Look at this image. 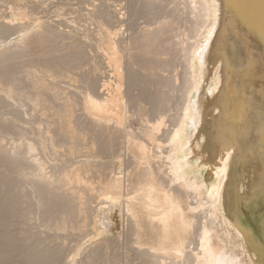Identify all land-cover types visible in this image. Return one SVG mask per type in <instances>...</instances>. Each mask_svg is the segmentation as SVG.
<instances>
[{
  "label": "rangeland",
  "instance_id": "obj_1",
  "mask_svg": "<svg viewBox=\"0 0 264 264\" xmlns=\"http://www.w3.org/2000/svg\"><path fill=\"white\" fill-rule=\"evenodd\" d=\"M172 1L173 0H0V264H192L193 262L196 264L195 255L201 252L200 237L203 234L204 227H207L206 229L208 230L209 237L212 238V242H223L224 244L222 243V245H224L225 248H230L228 249L229 251L236 247L231 251L233 257L241 261V264H252L250 260L248 262V252L246 246L244 247L245 244L243 240L238 235L239 238L236 237L235 239L236 232H233L234 229L227 224L226 221L223 220L221 222L222 218H220V215H207L211 208L209 206L210 204L208 205L204 197V192H200L192 187V183L195 179L193 173L191 174L192 171L188 173L191 177H186L187 180L180 175L179 171H176L179 166L185 165V163L180 164L179 162L181 161H178L180 158L177 157V154H175L176 156L174 155L175 142L172 141L179 137L176 134L180 135L179 127L183 123L186 115L185 112L188 105L187 99L190 95L189 92L186 91L189 90V86L187 88L186 85V79L187 82L190 80V71L192 72L189 66V61L191 64V60L188 58L190 55L187 56V54H189L190 48L192 49V46L200 40L199 34L201 32V27L199 26L201 21L199 18L195 17H198L199 14L197 13L198 9H196L198 8L197 5L190 0H180V2H176V0ZM170 3L174 5L175 3H179L175 6L178 8L177 5H179L182 11L188 9L186 10L187 13L182 12L181 14V11L180 13L177 12L179 9H176V7L174 9L173 7H168L171 5ZM173 4L171 6H174ZM184 6L185 8H189L185 9ZM188 11H191V13L189 12L191 16ZM194 13L196 14L193 16L192 14ZM180 17H183L184 20H181ZM185 19L188 20L187 22L189 24L185 23ZM183 21L185 24H183ZM8 22L9 26L7 25ZM159 28L163 30V34L160 32V35H164L165 32L168 36L164 35L162 38V36L159 35ZM155 29H158V32H156ZM193 29L195 31L197 29V31L195 32ZM149 30H152L156 34H153V32ZM145 31H149L148 33H152V35H159H157L159 37L158 46L161 48V45L165 44L164 46L162 45V47L165 49L166 54L162 48L161 50L163 52L156 51L157 56L153 53L149 54L145 49L140 48L139 45L142 46L144 44L143 37L146 36L144 33ZM170 33L171 36L169 35ZM141 35L144 36L142 37ZM18 37L21 38L18 39ZM160 37L163 41L160 40ZM164 37H168V39H164ZM170 37L171 39H169ZM131 38H135L138 42ZM137 38H142V41L137 40ZM168 40L172 41L166 44ZM33 41H36L35 43L37 44L35 45ZM18 42L19 44L21 43L20 46L22 48L18 45ZM23 42L26 44H22ZM142 42L143 44H141ZM16 43L17 46L15 45ZM29 43L34 45L32 46ZM134 43L139 44L137 48L139 47L138 49L140 50H136ZM233 43H237L235 39ZM27 44H29L31 49L26 50V47L29 48ZM81 44H83V46ZM169 45L172 47H169ZM24 46L25 48H23ZM167 47L171 48L170 52ZM185 48L188 52L185 51ZM23 49L26 51L24 50V52ZM19 50L21 51L18 54ZM141 50H145L144 56L140 54V58L143 57V60L139 57H136L137 59L133 58L134 56H139L138 54L140 53L135 51ZM16 51L17 55L14 54ZM167 51L169 52L168 54ZM141 53L143 54L144 52ZM158 53L160 54L158 55ZM147 55H154V57H150L152 60L159 56L154 60V64L156 62V65H158L153 66L154 70L157 67H159V70L161 67L160 70H163L161 75H159L160 70L157 75L158 72L154 71L153 67H150L152 63L148 65L150 62V60H148L150 59L149 57L147 58L148 62L145 61L146 58L144 57H147ZM7 57L9 60H7ZM3 58H5V60ZM130 59H133L136 63ZM158 59H161L160 61L164 64L158 62ZM46 60L48 62H46ZM140 60V63L147 64L138 65V61ZM129 62L133 64L131 68L135 71V64L137 70L139 66L140 68L143 66L145 70L141 68L139 71H142L141 73L145 71V75L138 71L140 73L139 75V73L129 69L131 65ZM5 64L8 67H5ZM147 67L152 68V72L150 68H148L151 73H149V71L147 72ZM131 70L132 72H130ZM154 72L156 74L153 76L155 77L153 78L155 82L151 80L152 78L150 76V74L154 75ZM147 73H149L148 76L146 75ZM137 75L140 77L144 75L148 78L144 81V86L142 85V90H149L146 92L148 94L145 93V90H143L144 92H139L142 87L139 85L142 79L140 80V77ZM127 76H134V78L130 77V80L133 78L132 81L134 79H138L139 81L137 80V83L135 80L132 82ZM158 76L159 78L161 76L160 80L162 81L157 80ZM149 77L152 82L148 81ZM89 81H93V84H90ZM129 81L131 85H133V83L136 84V86L139 85V90L138 88L135 89V85L129 87ZM160 82L165 83H163L164 87L162 86L163 89L161 90L160 88L162 87L160 86L163 84H160ZM97 84H99V88ZM149 84L153 86L152 90H150L151 86H149ZM156 84L158 86L160 85L159 88H157L158 86ZM83 85L86 87L83 89L84 91L81 89L84 87ZM91 85L95 87L93 88ZM132 87L135 90H129V88ZM80 90L82 94L85 92L86 95L83 94L84 96H81ZM93 90L96 91L95 94ZM155 90L158 92L161 91V95ZM86 91L90 97H95L94 99L100 98V100L103 98L101 100L102 102H108L105 104L107 108H111L110 110L112 111V113H109L110 111L108 112L109 118L106 119L108 122H99L88 114L84 104L87 100L85 96H89ZM130 91L136 93L134 95V93L131 92L134 97ZM153 91L155 96L151 94ZM75 92H78V94H75ZM162 92L164 95L166 93V95L170 97L169 99L165 95L166 99H169L166 100V102L165 100L162 101L165 99L164 95L162 97ZM71 94L72 96H70ZM79 94L81 100L77 98ZM100 94H102V96ZM156 94L159 98H157V100H160L159 102L155 100ZM92 95H94V97ZM68 97L69 99L71 98L70 101H72L73 104L68 102ZM135 97L139 98V100ZM72 98L75 100H72ZM134 99L135 102L133 101ZM149 101H154L153 103L157 101V105L159 106L160 103V107H163V110L152 104L155 106L156 110L153 109L154 112L151 111L150 109H152L153 106L149 105L152 103ZM250 101L253 102L254 107L257 106L254 97L251 98ZM74 102H76L77 105H75ZM130 102L135 103L134 105L136 107L133 106L134 109L131 107L133 103ZM162 102L167 103V105H165V103L162 105ZM138 103L139 106H137ZM75 106L81 108V111ZM164 107H167L166 110H164ZM69 109L71 111H69ZM75 109L77 110L75 111ZM72 110L74 111L72 112ZM142 111L144 112L142 113ZM150 111L151 113L153 112L154 115L157 114V116L150 114ZM156 111L158 113H156ZM163 111L164 113H161ZM83 112L85 116L82 114ZM138 113H140V115H138ZM148 113L151 115V123L147 121L148 119L150 120V118H148ZM160 114L163 115L160 116ZM81 115L84 116L83 119ZM152 116H154V118ZM110 117H112V119ZM134 117H137V120L139 118L140 122L137 120H135L137 122L132 121ZM141 119L145 121L142 122ZM126 120H129V123ZM109 121L110 123L113 121L111 123L112 126L115 124L114 129L111 126V129L109 128V125H111ZM106 123L109 125H105ZM143 123V128H141L142 125L140 126V124ZM84 124L87 125L83 126ZM76 125H78L77 128H75ZM81 126L84 127L82 130H80ZM118 126L120 128L122 127V130H120ZM157 126L158 129H156ZM102 127L104 128L103 130ZM115 129L116 132H114ZM123 130H128V133L123 132ZM85 132H87V135ZM95 132L99 133V135ZM145 132H147L146 134H148V136H151V140L145 138ZM112 133L115 139H112ZM118 133L121 134V137L117 135ZM105 134H108L111 138L105 136ZM140 134L141 137L143 136L142 138L139 137ZM94 137L96 138L94 139ZM104 137L109 139L106 140ZM130 139L134 140L133 144L135 146L145 145L146 148H148L145 156L147 158L143 161V165H141L143 168L141 169L147 170V172L152 173V175L154 173L153 176L151 175V178L154 177L153 180L150 181L151 184L156 185V190L159 193H163L173 203L179 205L182 210L184 209V213L187 214L189 212L187 215L192 220V224H194V226H192L194 228L191 226L190 231L185 237L186 242L183 250L185 257H180L176 254L173 255L174 253L167 255L154 252L144 244L139 243L137 239L139 237L135 232L136 228L134 226L135 221L138 219L136 217L137 214L135 213V219L134 214H131L128 208L130 201H136L135 198L138 194L133 186L136 159L134 158V154H132V147H129ZM99 141L100 143H98ZM107 141H110V143L114 141V144H110L112 145V151ZM101 142H105L104 146H102L103 144ZM100 144L104 147L106 153H104L105 151L103 148L99 150ZM106 145L107 147H105ZM30 148H32L30 150L31 152L29 151ZM170 150L172 151L170 152ZM258 162L257 159L253 161V163ZM187 163L188 162H186V164ZM9 165L11 166L9 167ZM175 165L178 166L176 167ZM236 169L238 174H240V165H237ZM75 170L77 173H75ZM130 172L132 176H130ZM126 175L130 178H127ZM115 177L119 179L120 187L122 186L121 189L123 188V195L117 202L105 199L99 195L102 188ZM44 189L48 191H41ZM167 189L171 190L168 191ZM47 192L52 197L47 195ZM126 192H128L127 195ZM44 193H47V197L45 198L43 197V195L45 196ZM125 195L126 197H124ZM91 196H93L92 198L94 199H92ZM53 197L55 199L57 198L56 201L58 202H56ZM46 198H48L49 201L48 199L46 200ZM44 200L48 202L46 203ZM46 204L48 205L47 208ZM52 204L57 205L54 206ZM61 204L65 206L63 207ZM56 207L59 208L56 210ZM49 208L52 209V212L51 209L48 210ZM47 210L50 211V213H48ZM194 219L195 221H193ZM229 232L232 233V236H234V234L235 236L229 237V235H231ZM144 233L146 234V232ZM135 236H137V238ZM237 239L238 241H236ZM231 246L233 249H231ZM244 248L246 250H244ZM198 249L200 251H198ZM189 252L191 253L188 254ZM192 259L194 261H192Z\"/></svg>",
  "mask_w": 264,
  "mask_h": 264
},
{
  "label": "bare ground",
  "instance_id": "obj_2",
  "mask_svg": "<svg viewBox=\"0 0 264 264\" xmlns=\"http://www.w3.org/2000/svg\"><path fill=\"white\" fill-rule=\"evenodd\" d=\"M190 1L192 3H194L195 5H197V7H198L196 9H198L197 13H199V14H198V17L197 16H195V17L199 18L201 21V24L199 26V27H201L200 28L201 32L199 34V36H200L199 42L196 43L194 46H192V49L190 48L189 52L185 48V51H187L189 53V54H187V52H186L187 56L190 55V57H188V58H190V60H191V64L189 61V66H190V69L192 70V72L190 71L191 74H190V76L188 75L190 77L189 78L190 80H188V82H187V79H186V85H187V88L189 86V88H188L189 90H186V89L185 90L187 92H189L190 95L189 96L187 95L188 96V99H187L188 105L186 104L187 110L185 112L186 113L185 119H184L183 123L181 124V126L179 127L180 128V130H179L180 135L176 134L179 137L176 140L174 139V141H172V142H175V144H174L175 149L172 148L175 150L174 155L175 154L178 155L177 157L180 158V159H178V161H181V162H179L180 164L185 163V165L183 164V165L179 166L176 171L177 172L179 171L180 175L182 177H184L185 179H186V177L189 176L188 173L190 171H192L191 174L193 173V175L195 177V179L192 183V187L194 189L200 191V192H204L205 193L204 197L206 198L208 205L210 204L209 206L211 208H210V211L208 210L209 212L207 215L208 216H211V215L213 216L215 214H218V216L220 215V218H222L221 222L223 220L226 221V223L229 224L234 229L233 232H236V236L234 234L235 239H236V237L237 238L240 237L245 244V245L243 244L244 247L246 246V249L248 252V257H249L248 262L250 260L252 264H264V0H190ZM176 2H180V0H178V1L176 0ZM187 3H185V4H187ZM170 4L172 5L173 3H170ZM176 4H179V3H175V5ZM171 5H169L168 7H173V9L176 7L174 4H173L174 6H171ZM177 6H178V8L176 7V9H179V11L177 10V12L180 13V11H181V14H182V12H186V10H188L186 8H189V7L185 8V6H186L185 5L184 8L186 10L182 11V10H180L181 8H179L180 6L179 5H177ZM168 7H167V9H168ZM97 11H98V9H97ZM191 11H188V13L189 12L191 13ZM97 13H99V12H97ZM97 13H96V15H97ZM179 13H178V17H179ZM195 14L196 13H194L192 15L194 16ZM190 16H191V14H190ZM196 18H193V19H196ZM180 19L184 20L183 17H180ZM185 20H186L185 23L187 24L188 20L187 19H185ZM195 21H198V20H195ZM181 23H182V21H181ZM185 23L183 21V24H185ZM190 24H191V22H190ZM7 25L9 26V22ZM145 28H146V26H145ZM1 29H2V27H1ZM163 29H164V27H163ZM194 29H195V27H194ZM194 29H193V31H195ZM197 29H196V31H197ZM157 30L155 29L156 32L159 31V35H160V32L163 34L162 28H159L158 31ZM160 30H162V31H160ZM149 31L153 32L152 30H149ZM149 31L144 32L146 35L145 37H143L144 35H141L144 38V44L145 45L143 44V42L141 43L144 45V47H143V45L141 46L139 44L134 43L135 46L134 45L133 46L136 47V50L139 48V47L137 48V45H139L141 49H145L149 54L153 53L155 55L156 51L163 52L161 50V48L165 52V49L162 47L163 44L161 45V48L158 46V44H159L158 43V40H159L158 36L159 35L158 34H157L158 36L152 35L151 32H150L151 34H149L148 33ZM191 31H192V29H191ZM139 33H141V32H139ZM153 34H156V33L153 32ZM164 35L168 36L167 34H165V32H164ZM164 35H160V36H162V38H163ZM169 35L171 36V33ZM37 36H39V35H37ZM40 36H42V35H40ZM35 37H36V35H35ZM20 38L18 37V39H20ZM36 38H35V40H36ZM138 38H137V40L142 41V38L141 39H138ZM166 38L168 39V37H166ZM166 38L164 37V39H166ZM41 39H40V41H41ZM169 39H171V37ZM192 39H193V35H192ZM234 39L237 42L236 44L233 43ZM132 40L136 41L135 38ZM160 40H162L161 37H160ZM22 41H23V39H22ZM169 41L171 43L172 40H168V43H166V44H169ZM16 42H17V40H16ZM35 42H34V44L36 45L37 43H35ZM136 42H138V41H136ZM20 44L18 42L19 46H20ZM22 44H26V43L23 42ZM29 44H27V46L29 48L26 47V50L31 49ZM174 44H173V46H174ZM15 45L17 46V43ZM30 45H32V44H30ZM38 45H39V43H38ZM81 45L83 46V44H81ZM87 46H89V45H87ZM166 46H168V45H166ZM170 46L171 45H169V47ZM89 47H91V46H89ZM158 47L160 48V51H159ZM169 47H167V49ZM23 48H25V46ZM170 49L171 48H169V52H170ZM24 50L25 49H23V51ZM138 50H140V49H138ZM145 50L135 51V52H140V53L139 54L137 53L139 56H134L133 58H136V57L140 58L141 55L144 56ZM20 51L21 50H19L18 54L20 53ZM131 52H133V51H131ZM141 52H144V53L142 54ZM147 52H146V54H147ZM169 52L167 51V54ZM16 53H17V51L14 54L17 55ZM159 54L160 53H158V55ZM165 54H166V52H165ZM148 55H147V57L146 56L144 57V58H146V60H145L146 62H148L147 61L148 57L149 58L154 57V55H152V56H148ZM155 56H157V54ZM163 56H165V55H163ZM160 57H162V56H160ZM155 58H154V60H155ZM3 59L5 60V58H3ZM111 59H110V62H111ZM140 59L143 60V57H141ZM161 59H163V58H161ZM7 60H9L8 57H7ZM49 60H51V59H49ZM130 60L133 61V59H130ZM148 60H150L148 65H150V63H152L150 67H153V70H154V66H157L158 64L156 65V62L154 64V60H152L151 58ZM160 60L158 62H161ZM163 61H165V60L163 59ZM46 62H48V61L46 60ZM140 62H141V60L138 61V63H139L138 65H144L145 64V63L143 64ZM5 63H7V62H5ZM8 63H9V61H8ZM129 63L131 64V62H129ZM134 63H136V62H134ZM161 63L164 64L163 62H161ZM10 65H11V62H10ZM10 65H9V68L11 69ZM132 65L133 64L130 65L129 69H132L131 68ZM93 66H95V65H93ZM117 66H115V67H117ZM5 67H8V66H6V64H5ZM134 67H136V71L134 69H132V70H134L136 73H139L140 72L139 70H141V68H143L145 70V68L143 66L141 68L139 66L140 69L138 68V70H137L136 64L134 65ZM150 67H147V69ZM2 68H3V65H2ZM9 68H7V69H9ZM158 68L159 67H157L154 70V71L158 72L157 75L159 74V70L161 69V67L159 70H158ZM151 69L152 68H150V70ZM119 70H121V69H119ZM132 70L130 72H132ZM148 71H149V69L147 70V72ZM162 71L163 70H160L159 75H161ZM151 72H152V70H151ZM151 72L149 71V73H151ZM94 73H96V72H94ZM140 73H139V75H140ZM143 73L145 75L146 72L143 71ZM143 73H141V74H143ZM149 73H147L146 75L148 76ZM89 74H88V76H89ZM91 74H92V72H91ZM153 74L154 75L150 74V76L152 78L151 80L152 81L154 80V82H155V79H153L155 77H153V76H155L156 74H155V72ZM188 74H189V72H188ZM128 75H129V73H128ZM131 75H132V73H131ZM139 75H137V76L140 77ZM144 75H141V77ZM85 76H86V74H85ZM99 76H100V74H99ZM128 77L129 76H127V78ZM130 77L134 78V76H130ZM130 77L128 78L129 80H130ZM141 77L139 78L140 80L142 79L140 81V84H139L140 87L142 85L144 86V83H145L144 81H146L148 79V78H146V76L143 77L145 79H143ZM133 78H131L130 81H132ZM160 78H161V76H160ZM160 78L158 76L157 80L162 81V80H160ZM92 79H93V77H92ZM67 80H69V79H67ZM134 80L137 83L138 79H134ZM134 80L132 82H134ZM151 80L149 77L148 81H151ZM80 82H81V80H80ZM83 82H84V80H83ZM89 82H90V84L91 83L93 84V81L92 82L89 81ZM129 82H127V83H129ZM141 82H142V84H141ZM164 82H162V83L160 82V84H163ZM187 83H189V84H187ZM84 84H85V82H84ZM90 84H89V86H90ZM99 84H97V87ZM129 84H130L129 87L135 85L134 86V87H136L135 89L138 88V90H139V88H140L139 85H137L138 86L137 87L136 84H134V83H133V85H131V82ZM151 84H154V83H151ZM164 84L161 86L159 85V86L164 87ZM83 86L84 87L81 88L82 90L84 88H86L85 85H83ZM91 86H93V88L95 87L94 85H91ZM143 86L141 87V90H139V92H142L143 90H145V89L142 90ZM145 86H147V85H145ZM149 86H151V85L149 84ZM159 86L157 88H159ZM152 87L153 86H151L150 90H152ZM163 87L160 88V90L163 89ZM66 88H68V87H66ZM147 88H149V87H147ZM155 88H156V86H155ZM71 89H73V88H71ZM130 89L132 90L134 88L132 87V88H129V90ZM90 90H91V87H90ZM95 90H96V88H95ZM87 91H86V93H87ZM147 91H149V90L146 89L145 93ZM162 91H164V90H162ZM78 92H75V94L76 93L78 94ZM81 92L82 91L80 90V93ZM90 92H92V91H90ZM95 92L96 91H94L93 93L95 94ZM103 92H104V90H103ZM131 92H133V91H130V93ZM156 92L159 93V95H161L160 94L161 91L160 92L156 91ZM45 93H46V90H45ZM133 93H131V94L133 95ZM66 94H68V93H66ZM73 94H74V92H73ZM83 94H85V92ZM83 94L81 96H84ZM90 94H92V93H90ZM135 94L136 93H134V95ZM146 94H148V93H146ZM151 94H153V96H155L154 91L151 92ZM100 95L102 96V94H100ZM134 95H133V97H134ZM163 95H164V93L162 92V97H163ZM165 95H166V93H165ZM165 95H164V97H165ZM70 96H72V94ZM92 96L94 97V95H92ZM97 96H99V95H97ZM97 96H96V98H97ZM146 96H148V95H146ZM69 97H68V102L72 103V101H70L71 98L69 99ZM79 97H80V94L77 98H79ZM85 97L87 98V100L86 99H85L86 101L84 100L85 101L84 104H85V109L88 112V114L99 122L100 121L101 122L107 121L106 119L109 118L108 112L110 111L109 113H112V111L110 110L111 108L108 109L106 104H105L108 102L104 103V101L103 102L101 101L103 98H101V100H100V98H98L99 99L98 100V99H94L95 97L94 98L90 97V95L85 96ZM137 97H135V98H137ZM162 97H161V99H162ZM166 97H168L170 99L169 95L168 96L166 95ZM166 97L162 101L165 100V102H166V100H169V99H166ZM253 97L255 98V101L257 102V106H255V107L253 105V102L250 101V99ZM73 98H75V97H73ZM73 98H72V100H75ZM81 98H84V97H81ZM157 98L158 97L156 94L155 100H157ZM147 99L149 100L150 98H147ZM137 100H139V98H137ZM129 101H128V103H129ZM131 101H132V99H131ZM133 101L135 102V99ZM157 101H155V103H153L154 101H149L150 103L152 102L149 105L154 104L157 107L158 106L157 103L160 100L158 102ZM134 102H130V103H133L132 106L130 105L131 107H133V106L136 107L134 105L135 104ZM58 103H59V101H58ZM74 103H75V105H77L76 102H74ZM113 103H115V102H113ZM164 103L162 102L161 104L163 105ZM125 105H127V104H125ZM154 105H152L153 108L150 109L151 111H153V109L156 110ZM165 105H167V103H165ZM137 106H139V103L137 104ZM131 107H130V109H131ZM134 107L132 109H134ZM159 107H160V103H159L158 108ZM167 107H164L165 108L164 110H166ZM76 108L80 109V111H81V108H78V107H76ZM160 108L162 109L163 107H160ZM77 109H75V111ZM69 111H71V110L69 109ZM73 111L74 110H72V112ZM134 111H136V110H134ZM151 111H150V114H153L154 111L152 113H151ZM157 111H156V113H158ZM77 112H75V113H77ZM140 112H141V110H140ZM143 112L144 111H142V113ZM161 113H164V111ZM79 114H81V113H79ZM82 114L84 115V112ZM60 115H61V113H60ZM83 115H81L82 119L85 116V115L84 116ZM138 115H140V113H138ZM148 115H149V113H148ZM155 115L157 116V114H155ZM162 115L163 114H160V116H162ZM78 116H80V115H78ZM150 116L151 115H149V117L147 116L148 118H150V120L148 118H147L148 120L147 119L146 120L151 123V117ZM154 116H152V117L154 118ZM72 117H74V116H72ZM110 118L112 119V117H110ZM129 118H130V115H129ZM136 118L137 117H134V120H132V121L137 120ZM62 119H64V118H62ZM89 119H90V117H89ZM131 119H133V118H131ZM139 120L140 119L138 118L137 121L140 122ZM126 121H128V123H129V120H126ZM137 121H135V122H137ZM141 121L144 122L145 120L141 119ZM130 122H131V120H130ZM111 123L109 121V124H111ZM114 123H115V121H114ZM107 124L108 123H106L105 125H107ZM86 125L84 124L83 126H86ZM125 125H126V123H125ZM141 125H142L141 128H143L144 123L140 124V126ZM100 126H101V123H100ZM110 126L113 127V129H114L115 124H113V126H112V124L109 125V128L111 129ZM119 126H120V124H119ZM119 126H118V128H120ZM137 126H139V125H137ZM77 127H78V125L75 126V128H77ZM82 128H84V127L81 126L80 130H82ZM71 129H72V126H71ZM96 129H97V127H96ZM103 129L104 128L102 127V130ZM156 129H158V126ZM117 130H119V129H117ZM120 130H122V127L120 128ZM124 130H123V132L128 131V130L127 131H124ZM64 131H66V130H64ZM87 132H85V134ZM114 132H116V129L114 130ZM95 133H93V134H95ZM113 133H112V136H113ZM146 133L147 132H145V134ZM151 133H152V131H151ZM96 134L99 135V133H96ZM82 135H83V133H82ZM117 135L120 136L121 134L118 133ZM105 136L109 137L108 134H105ZM137 136H139V135H137ZM88 137H89V135H88ZM97 137H99V136H97ZM139 137H141V134ZM152 137H153V135H152ZM95 138L96 137H94V139ZM109 138H111V136ZM145 138L148 140H151V136H148V134L145 135ZM90 139H91V135H90ZM104 139H106V138L104 137ZM108 139H106V140H108ZM112 139H115L114 136ZM131 139L129 140V143H130L129 147H132L133 151H132V149H131V151H132V154H134V158L136 159V170L134 172L135 177L133 178V183H134L133 186H134L135 191H137L138 194H137V197L135 198L136 201H132V202L130 201V203L128 204V208H129V212L131 214H134V217H135V213H136L137 214L136 217L138 218L137 221H135L134 226L136 228L135 232L137 233L139 238H137V236H135V237L139 240V243L144 244L145 246H147L150 250H152L154 252H158L161 254H167V255L174 253L173 255L176 254L180 257L181 256L183 257L184 256V254H183L184 244L186 242L185 237H186L187 233L190 231L191 226L192 225L194 226V224H192V220L187 215L189 212L187 214L184 213V211H183L184 209L182 210L179 205L173 203L163 193H159L156 190V187H155L156 185L151 184L150 181L153 180V178H154V177L151 178L152 173H148L147 170L145 171V170L141 169V168H143V167H141V165H143L142 164L143 161L145 160V158H147L145 156L147 154L148 148H146L145 145L135 146L133 144L134 140H131ZM138 141H139V139H138ZM113 142L110 143V141L109 142L107 141V143L109 145L112 144ZM98 143H100V141ZM102 144H103L102 146H104L105 142ZM136 144H137V142H136ZM107 145L105 147H107ZM102 146L100 144L99 150L101 148H103V150H104V147H102ZM111 146L112 145H110L109 148ZM32 148H30L29 151ZM111 149H112V147L110 148V150ZM107 150H108V148H107ZM171 151L172 150H170V152ZM32 152H33V150H32ZM104 153H106V151ZM255 159H257L259 162L253 163V161ZM176 160H177V158H176ZM186 162H188V163L186 164ZM176 163H178V162H176ZM3 164H4V162H3ZM7 164H8V162H7ZM237 165H240V174H238V171L236 169ZM10 166L11 165H9V167ZM175 166L177 167L178 165H175ZM134 167H135V165H134ZM75 173H77L76 170H75ZM153 175H154V173H153ZM130 176H132L131 172H130ZM76 177H78V176H76ZM126 177H127V175H126ZM189 177H191V176H189ZM158 178H159V176H158ZM155 179H156V176H155ZM189 179H188V181H189ZM75 180H76V178H75ZM42 185H43V183H42ZM44 185H45V183H44ZM121 187L119 184V179H117L115 177L114 179L110 180L102 188V190L100 189L101 192L99 191L100 192L99 195L105 199H109V200H113L114 202L115 201L117 202L123 195V193H122L123 188L121 189ZM161 187H162V185H161ZM46 190L44 189L41 191L46 192ZM170 190H168V191H170ZM177 190H175V191H177ZM128 191H130V190H128ZM183 191H184V189H183ZM49 192L51 194L50 190H49ZM127 193L128 192H126V195H127ZM46 194H45V196L43 195L44 198L47 197ZM50 194L48 193L47 195H50ZM200 194H203V193H200ZM126 195L124 197H126ZM92 197L93 196H91V198ZM48 198H46V200ZM53 199L56 201V199L54 197H53ZM92 199H94V198H92ZM54 200H52V201H54ZM124 200H125V198H124ZM48 201H49V199H48ZM56 202H58V201H56ZM56 202H54V203H56ZM125 202L127 203L126 200H125ZM60 203H61V201H60ZM62 204H61V206H63ZM52 205H54V204H52ZM56 205L57 204H55L54 206H56ZM58 205H59V203H58ZM189 205H191V204H189ZM47 207H48V205L46 206V208ZM52 208H53V206H52ZM58 208L56 207V210ZM50 209L51 208H49L48 210H50ZM54 209H55V207H54ZM192 209H193V206H192ZM198 211H201V210H198ZM51 212H52V209H51ZM205 212H206V210H205ZM48 213H50V211H48ZM203 214H204V212H203ZM191 215H192V213H191ZM204 215L206 216V214H204ZM136 217H135V219H136ZM202 218H205V217H202ZM215 220H217V219H215ZM218 220H220V219H218ZM193 221H195V219ZM207 223L209 224L208 221H207ZM210 223H213V222H210ZM196 224H198V223H196ZM198 227H199V225H198ZM201 227H203V226H201ZM206 228L207 227H204L203 234L201 235V237L199 236L200 237V250H201V252L198 253L199 255L197 253H196L197 255H195L196 264H241L240 263L241 261L234 258L232 255V252H231L236 247L233 249V247L231 246L232 247L231 249H233V250L229 251L228 249H230V248L226 247L227 248V250H226L224 245H222V243H223L222 240H221L222 243L214 242V241L212 242V240H211L212 238L209 237L208 230ZM232 228H230V229H232ZM144 232H146V234ZM229 233H231V232H229ZM133 234H135V233H133ZM143 235H144V237H143ZM189 236H190V234H189ZM230 236H232V233H231V235H229V237ZM234 236H232V237H234ZM230 240H231V238H230ZM236 241H238V239ZM239 242H240V240H239ZM239 242H238V244H239ZM234 243H236V242H234ZM197 246H196V248H197ZM227 246H229V245H227ZM192 249H194V248H192ZM246 249L244 248V250H246ZM195 250H197V249H195ZM200 250L198 249V251H200ZM190 253L191 252H189L188 254H190ZM193 254H195V253H193ZM193 257H194V255H193ZM191 258H192V256H191ZM188 261H189V259H188ZM192 261H194V260L192 259ZM192 264H194V262Z\"/></svg>",
  "mask_w": 264,
  "mask_h": 264
}]
</instances>
